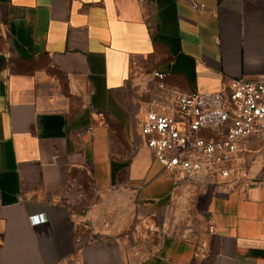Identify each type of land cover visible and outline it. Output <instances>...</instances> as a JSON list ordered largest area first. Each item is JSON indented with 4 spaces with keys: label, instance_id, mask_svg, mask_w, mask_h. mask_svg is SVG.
<instances>
[{
    "label": "crops",
    "instance_id": "crops-1",
    "mask_svg": "<svg viewBox=\"0 0 264 264\" xmlns=\"http://www.w3.org/2000/svg\"><path fill=\"white\" fill-rule=\"evenodd\" d=\"M155 72L264 77V0H0V264H264V135L228 179L165 169ZM190 201L207 225L179 236Z\"/></svg>",
    "mask_w": 264,
    "mask_h": 264
},
{
    "label": "built area",
    "instance_id": "built-area-1",
    "mask_svg": "<svg viewBox=\"0 0 264 264\" xmlns=\"http://www.w3.org/2000/svg\"><path fill=\"white\" fill-rule=\"evenodd\" d=\"M154 75L160 94L140 131L157 162L187 177L235 175L241 139L264 135V77L234 79L214 93L187 94L168 88L163 73Z\"/></svg>",
    "mask_w": 264,
    "mask_h": 264
},
{
    "label": "rangeland",
    "instance_id": "rangeland-1",
    "mask_svg": "<svg viewBox=\"0 0 264 264\" xmlns=\"http://www.w3.org/2000/svg\"><path fill=\"white\" fill-rule=\"evenodd\" d=\"M192 195V194H191ZM182 221L180 226L187 227V230H177L179 236H189L190 234L194 235L198 230L205 229L207 222L206 217L192 204L190 201L188 207L182 213Z\"/></svg>",
    "mask_w": 264,
    "mask_h": 264
}]
</instances>
